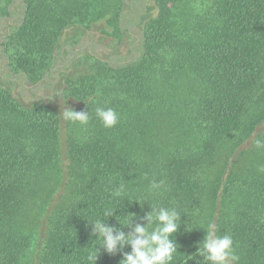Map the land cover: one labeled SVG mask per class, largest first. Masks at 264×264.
I'll use <instances>...</instances> for the list:
<instances>
[{
    "label": "trees",
    "instance_id": "obj_1",
    "mask_svg": "<svg viewBox=\"0 0 264 264\" xmlns=\"http://www.w3.org/2000/svg\"><path fill=\"white\" fill-rule=\"evenodd\" d=\"M2 21L0 264H92L89 222L116 209L144 223L150 205L181 213L172 264H197L209 223L236 264H264V0H22ZM93 28L108 51L80 40ZM55 75L63 110L42 95ZM121 258L100 249L95 264Z\"/></svg>",
    "mask_w": 264,
    "mask_h": 264
},
{
    "label": "clouds",
    "instance_id": "obj_2",
    "mask_svg": "<svg viewBox=\"0 0 264 264\" xmlns=\"http://www.w3.org/2000/svg\"><path fill=\"white\" fill-rule=\"evenodd\" d=\"M95 115L106 128L114 127L119 121L117 112L112 108L97 106ZM62 116L65 120L79 122L81 125H86L90 119L88 111H75L72 108H65ZM254 143L257 148H264V141L256 140ZM163 184V181H152L151 189H161ZM125 192L126 186L120 184L114 195L119 197ZM115 210L105 209L101 218L89 222L92 235L100 240L97 244L100 248L96 247L95 253L88 257L92 264H95L100 249L110 255L121 253L120 264H172L178 252L173 234L177 233L181 225V213L175 207L150 205V211L141 218L144 223H134L135 214L123 220L117 219ZM113 215L119 227L106 222ZM124 227L130 228V231L125 232ZM126 247H130V251H124ZM198 258H202L204 264H236L239 261L232 237L227 234L217 235L216 226L212 223L207 225L203 240L198 242L196 252L188 259L197 260V264H201Z\"/></svg>",
    "mask_w": 264,
    "mask_h": 264
},
{
    "label": "rangeland",
    "instance_id": "obj_3",
    "mask_svg": "<svg viewBox=\"0 0 264 264\" xmlns=\"http://www.w3.org/2000/svg\"><path fill=\"white\" fill-rule=\"evenodd\" d=\"M21 3H22V0H0V5H5V6H9V8L11 9V10H13V9H15V10H17V9H21ZM12 24L13 25H15V23L14 22H12ZM100 25L101 24H99V26H98V28L97 29H101L102 27H100ZM4 29H5V22L4 21H2V22H0V36H1V34H3V31H4ZM103 36L104 37H106V35H104L103 34ZM99 37L98 36V33H97V30L96 29H91V31L89 32V33H87L86 34V32H83V34L80 36V40L82 41H85V40H87V39H89V38H94L95 39V41L99 44V49H100V51L102 50V52H105V51H108L109 49H110V47L108 46V40H110L109 38H107V39H101V38H104V37ZM62 39L65 41V42H69L70 43V41L71 40H73L72 38H71V35L69 34H65L64 33V35L62 36ZM84 42H79V43H77L76 45L75 44H73L72 46L74 47V48H76L77 50H84V44H83ZM66 44V43H65ZM68 43L66 44V45H64L63 46V50L66 48V47H68ZM71 47V46H70ZM117 48H119V46H117ZM65 51V50H64ZM63 51V52H64ZM62 52V51H61ZM83 52V51H82ZM97 52H99V50H97ZM78 53V55H80V53L79 52H77ZM100 54H101V52H100ZM62 56H63V53L61 54ZM80 69H82V67H76V68H74L73 70L76 72V73H78L79 71H80ZM70 71V70H69ZM68 71V72H69ZM71 71H72V69H71ZM66 72V71H65ZM60 73V72H59ZM58 73V74H59ZM57 77V78H56ZM63 80V76L61 75V77L59 76L58 77V75H55V76H53L52 77V79L51 80H48L47 81V83H45L44 84V89L45 90H43L44 92H42V95H47L48 96V98L50 97V98H52L53 100L55 99L54 98V95L55 94H57L58 93V91H59V89L63 86V84L61 85V81ZM51 81H52V83H51ZM29 94H31V92H28ZM27 93V94H28ZM56 100V99H55ZM54 100V102H56V104H57V107L59 108V109H61V110H63V108L65 107V105H64V103H63V101H61L60 99L59 100H57V101H55Z\"/></svg>",
    "mask_w": 264,
    "mask_h": 264
}]
</instances>
